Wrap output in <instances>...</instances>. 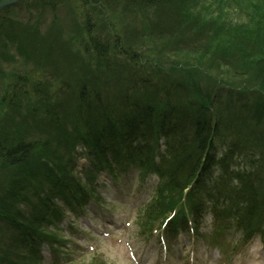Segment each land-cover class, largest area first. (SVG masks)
Segmentation results:
<instances>
[{"label": "trees", "instance_id": "1", "mask_svg": "<svg viewBox=\"0 0 264 264\" xmlns=\"http://www.w3.org/2000/svg\"><path fill=\"white\" fill-rule=\"evenodd\" d=\"M48 1L55 4L54 0H18L17 3L27 5L25 9L32 7L42 11L48 6ZM133 1L138 2L142 10L165 11L174 20L173 33H191L193 46L180 50V59L168 62L158 60L157 64L141 62L143 66L138 62L140 76L132 77L138 82H126L114 93L112 102L108 95L104 100L101 95H92L93 101L98 99V106L103 109L101 113L96 112L100 109L93 108L94 105L85 106L91 102L89 90L100 92L107 87V82L102 81L95 86L87 74L80 73L81 77L76 80L81 83L82 89L73 111L64 109L60 113L51 109V97L48 92L42 93L47 111L40 120L43 122L44 118L49 117V120H45L47 137L30 141L29 146L27 142L0 146V152L9 149L18 157L3 162L4 158L0 156V167H6V178L10 177L14 182L11 185L9 182L8 191L0 194V222L4 221V229L8 236L12 235L16 246H26L28 242L33 246L34 236H50L41 228V218L45 215L38 208L49 197L47 194L44 198L38 196L45 184L51 187L52 192L57 188L65 199L75 196L77 201H85L86 192L82 187L77 189L73 185L74 190L71 188L75 178L71 176L70 167L76 154L81 153L76 152L75 145L86 147L88 151L85 154L91 158V166L95 170L104 169L110 176L115 175L116 168L129 166L140 168L143 174L151 172L159 176L162 185L157 198L145 212L148 224L178 203L184 189L190 186L185 195L184 209H179L170 226L178 222L186 227L187 214L196 221L199 212L208 203L217 219H232L246 238L257 232L264 236V0L258 3L246 0L248 4L243 0H234L239 6L243 3L251 7V10H246L245 21L231 19V15L222 7L227 5L225 0H219L220 3L212 0L208 4H205L207 0ZM7 7L0 8V11ZM4 21L0 16V25L7 28ZM6 32L11 34L8 28ZM154 36L167 46L169 40L160 39L159 32ZM17 38L19 35L15 34L11 39ZM26 39H17V51L26 49L23 46ZM32 40L34 42L28 48L35 52L38 41L35 38ZM88 41L93 44L91 38ZM88 43L82 48L84 53L89 48ZM95 52L97 49L92 54L95 55ZM99 54L102 55V52ZM227 54L231 55L232 64L226 62L230 59L226 58ZM143 55L148 56L147 53ZM215 56H225L223 60L227 65L223 62V66L226 65V70L220 75L212 67L217 63H213ZM101 58L104 59V56ZM104 64L98 71L112 73L110 64ZM133 69L129 65V71ZM177 70L181 73H177ZM189 72L191 76L188 77L189 84H186L183 77ZM24 79L20 77L16 80L18 84L13 86L16 97L26 92L20 85ZM142 82L150 83L146 87ZM65 83L69 86L68 80H61L62 86ZM32 85L38 94V86L49 89L51 83L34 81ZM128 91L134 93L128 94ZM62 105L56 102V107L62 109ZM14 106L19 107L17 104ZM32 111L29 113L33 114ZM77 115L86 118L88 123L84 120L86 125L78 123ZM18 121L19 125L27 124L25 120ZM29 127L30 124L24 129L30 131ZM3 130L0 126V134L4 135L6 133H1ZM117 133L121 136L114 137ZM31 135L27 134L29 138ZM128 138L134 139V142L127 145ZM160 139L162 145L159 144ZM4 140L2 138L0 142L6 143ZM249 145L256 150L253 164L257 177L241 167L243 160L239 157L242 154L248 156ZM191 158L194 160L191 161ZM36 167L48 169L47 176L42 180L31 171ZM234 180L236 184L232 183ZM29 181L33 182L32 185H29ZM207 181L213 186L205 184ZM75 185H79V182ZM20 204H25L28 209H21ZM4 236L8 237L0 232V244L5 243ZM19 256L15 249L12 259H5L2 255L0 259L6 260L7 264H17L14 262Z\"/></svg>", "mask_w": 264, "mask_h": 264}, {"label": "rangeland", "instance_id": "2", "mask_svg": "<svg viewBox=\"0 0 264 264\" xmlns=\"http://www.w3.org/2000/svg\"><path fill=\"white\" fill-rule=\"evenodd\" d=\"M54 1L55 4L48 1V6L44 7L42 11L32 7L30 10L25 9L27 5L17 2L0 11V16L5 19L4 24L11 32L8 35L7 28L0 25V126L5 129L1 133H6L0 134V139L3 138L6 141V143L0 142V146L26 143L30 139L27 136L28 132L32 133L31 136L35 138L42 139L44 137L40 131L42 127L40 117L45 116L44 111L40 108L45 106L44 102H46L42 93L48 92L51 97V109H56L60 113L64 109L73 111L78 90L82 89L81 83L76 80L81 77L82 73L87 74V78L95 86L101 84L102 81L107 82V87L101 89L100 92L95 91V89L89 90L91 102L85 106L94 105L93 108L100 109L96 112L101 113L103 109L98 106V99L93 101L92 95H101L103 100L108 95L107 98L112 102L114 93L126 82L127 84L133 81L138 82L137 79L132 78L134 76L138 78V74L140 76L141 69L138 70V62L143 66L151 61L157 64L158 60L168 62L180 59V50L190 49L193 46L191 33L185 35L180 32L173 33L174 20H171L165 11H147L148 9L145 8L142 10L138 2L133 0ZM209 1L212 0H207L205 4H208ZM217 1L219 2V0L212 2L217 3ZM225 1H227V5L222 7L229 16L231 15L232 20H246V10H251L249 5L242 3L239 6L234 0ZM243 1L248 4L246 0ZM250 1L251 3H258L260 0ZM32 28L33 31H31ZM34 29L39 33H36ZM156 32H159L160 39L169 40L167 46L165 42L161 40L158 42L155 39L154 34ZM15 34L19 35V38L27 37L23 45L25 50L17 51L16 48L19 47L17 39L19 38L11 39ZM33 38L38 41L35 52L31 50V47L28 48V45L30 46V43L34 42ZM89 38L92 39L93 44L88 43ZM86 42L89 48L84 53L82 48ZM99 43H101L100 46ZM96 49L97 52H102V55L97 52L93 55L92 52ZM139 49L141 53L138 52ZM143 53H147L148 56L143 55ZM102 56L104 59L101 58ZM226 56V58H230L226 62L232 64L231 55L227 54ZM94 57H96L95 61L93 60ZM223 57L225 56H215L216 61L213 63H217L212 66L214 72L216 71L219 75L226 70L227 64ZM40 61L41 63H39ZM106 62L110 64L112 73H100L98 71V68L104 66ZM223 62L226 64L225 66H223ZM129 65L134 69L129 71ZM230 70L232 71L231 68ZM114 71L117 72L113 75ZM177 73H181V71L177 70ZM189 75L191 76L190 72L183 77L186 84H189L187 82ZM35 76L38 77L34 78ZM20 77L22 79L26 77L25 81L20 82L26 92L16 97L17 103L14 100L9 103L10 97L4 96L7 89L10 88L8 83L16 81ZM64 79L69 81V86L66 84L62 86L61 80ZM159 79L160 76L158 82ZM34 81H49L51 85L49 89L38 86L39 93L37 94L32 87ZM147 83L142 82L146 87L149 86L150 82ZM181 86L179 85V87ZM133 93L134 91H128V94ZM3 96L4 99H2ZM101 99H99L100 102H102ZM56 102L67 106L62 105L61 109V107H56ZM15 104L19 107L15 108ZM32 105L36 106L37 112L35 109H33L34 111L31 110ZM30 110L33 114L29 113ZM19 119L26 121L25 126L35 122L34 126L31 124L30 131H28L24 129L25 126L19 125ZM45 120H49V117L44 118L43 121ZM78 147V151H81ZM85 149L87 148L85 147ZM8 152H10L9 155L6 154ZM0 156L4 158L3 162H6L7 159L11 161L18 158L9 149L4 150L3 153L0 152ZM75 165L72 167V175L89 185L91 177L85 178L84 172L81 170L82 167L88 165V159L80 156ZM4 167H0V180L6 177V167ZM118 173V177L116 176L113 181H110L104 173L97 177L94 183L97 186L95 187V195H99L101 199H99L98 204L89 203L83 206V210H81L82 208L72 210L73 205H63V199L59 198L61 195L50 198L49 203L52 202L61 207V211L58 225L53 221L49 226L51 230H55L63 238V245L60 243L57 246V242L53 241V246L60 247L61 252L52 253L49 245L38 238L39 243L42 241L39 246L40 264H48L54 258H60L61 261L69 260L75 264H85L93 255H98L107 264H134L129 260L126 249L122 245L127 241L133 246L134 253L140 262L163 264L162 258L159 256L161 252L158 248L156 249L154 240H143L134 236L132 234L133 225L132 227L128 225L133 220L135 208L140 207L148 199L150 192L152 193L156 178L152 176L145 180L137 179L135 170H129L125 174H122L121 171ZM25 206L19 205L22 209H26ZM50 210L52 211L51 207ZM78 210L81 211L76 214ZM3 222H0V232L6 233L8 236ZM202 226L207 231L212 230L213 225L210 224L209 217L205 218ZM222 235L228 244L225 249L228 250L227 256H225V250L212 249L204 240L195 239L187 243V239L180 236L178 241H171V256H168L166 261L172 262L170 264H184L188 255L191 264H222L225 258L229 264H258L257 262L264 264V249H262L258 238L243 244V242L238 241L239 234L233 227L225 228ZM13 241L11 234L5 237V243L0 244V255L4 256L5 259H12L16 249L20 256L14 263L20 264L22 261L23 264H28L29 253L22 251L18 245H14ZM234 244H237L236 251L232 250ZM23 259L27 261L23 262ZM0 263L7 264L8 262L0 259Z\"/></svg>", "mask_w": 264, "mask_h": 264}, {"label": "bare ground", "instance_id": "3", "mask_svg": "<svg viewBox=\"0 0 264 264\" xmlns=\"http://www.w3.org/2000/svg\"><path fill=\"white\" fill-rule=\"evenodd\" d=\"M69 82V81H68ZM16 84H18V82L17 81H11V82H9L8 83V86L11 88V87H13L14 85H16ZM66 85H67V83H65ZM81 90H78V92L79 93H81L80 92ZM6 95V97H10L9 99H8V102L10 103V102H13V100H14V102H16L15 101V99H16V96H15V93H14V89L13 90H11L10 92L9 91H6V93H5ZM33 108H35L36 109V106L34 107V105H33ZM42 111H44V112H46L47 111V108L45 107V106H41V108H40ZM39 109V110H40ZM147 118H149V116H146ZM146 118V119H147ZM151 118V117H150ZM145 119V120H146ZM24 119H21V121H23ZM52 120H54V119H51L50 121H52ZM78 120V123H83V120H84V122L87 124L88 123V120L86 119V118H82L81 116H79V115H77V117H76V121ZM148 120V119H147ZM31 121H33V120H31ZM35 121V120H34ZM35 123V122H34ZM34 123L32 124V126H34ZM47 122L46 121H43L42 122V127L40 128V131H41V133H42V135H44V136H46L47 137V131H46V128H47V124H46ZM31 124H30V126H31ZM86 124H84L83 123V125H86ZM22 125H24V124H22ZM123 125H125V124H123ZM28 132V131H27ZM30 132H28V134H29ZM114 137H119V136H121L120 135V133H117V134H114L113 135ZM103 136H101L100 138L103 140L104 138H102ZM21 141H23L22 139H20ZM38 139L37 138H35V137H32L31 136V138L30 139H28V141H27V144H28V146L30 145L29 144V142L31 141H37ZM126 142V141H125ZM131 142H134V139H132V138H128L127 139V145L128 144H130ZM23 144H26L25 142H22ZM77 145H75V147H76ZM250 146V151H249V153H248V156H245V155H243L242 154V156H240L239 158L240 159H242L243 161L241 162V167L242 168H245L249 173H252V176L253 177H257V175H256V171L254 172V164H253V159H254V157H255V155H256V150H255V148L253 147V146H251V145H249ZM78 152H80V151H78ZM151 153V152H150ZM194 160V158H191V161H193ZM29 167L30 168H32L33 167V165H29ZM45 169V170H44ZM44 169H40V167L38 168V167H36V168H34L33 170H31L33 173H35L34 175L35 176H37V177H39V179L40 180H42L41 178H45L46 176H47V168H45L44 167ZM7 172V169H5V173ZM42 176V177H41ZM9 178V179H8ZM8 178H6V177H3L1 180H0V194H2V193H6L7 191H8V189H7V187H8V184H9V182H10V185L11 184H13L14 182L12 181L13 179H11L10 177H8ZM54 178H56V177H54ZM209 181H211V179H209ZM209 181H207V182H205V184H207V183H209ZM17 182H20V183H22L23 182V180H18ZM32 181H29V185H32ZM211 186H213V183H209ZM18 185H19V183H18ZM209 185V186H210ZM45 187V186H44ZM46 188V187H45ZM57 194V193H56ZM246 197H248L247 195H245ZM200 197H201V194H199V200H200ZM47 204L48 205H51V204H53L52 202L51 203H49V202H47ZM43 205V208L45 207V203H42L40 206H42ZM38 208H40V207H38ZM60 211L61 210H55L54 211V214L55 215H60Z\"/></svg>", "mask_w": 264, "mask_h": 264}, {"label": "water", "instance_id": "4", "mask_svg": "<svg viewBox=\"0 0 264 264\" xmlns=\"http://www.w3.org/2000/svg\"><path fill=\"white\" fill-rule=\"evenodd\" d=\"M13 1H15V0H13ZM10 2H12V0H11V1H5V2H2V3H0V6H3V5H5V4H7V3H10Z\"/></svg>", "mask_w": 264, "mask_h": 264}]
</instances>
